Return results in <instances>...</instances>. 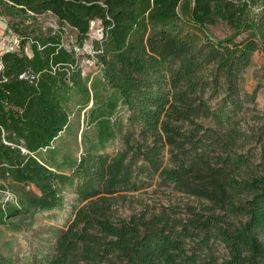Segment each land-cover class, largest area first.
Instances as JSON below:
<instances>
[{
	"label": "trees",
	"instance_id": "1",
	"mask_svg": "<svg viewBox=\"0 0 264 264\" xmlns=\"http://www.w3.org/2000/svg\"><path fill=\"white\" fill-rule=\"evenodd\" d=\"M45 16L55 29L32 26ZM0 17L20 42L0 57V228L74 213L52 253L23 263L0 245V264H264V143L248 148L264 126L241 124L256 101L244 75L264 55V0H0ZM72 105L86 111L78 157L58 144ZM153 182L202 211L121 217Z\"/></svg>",
	"mask_w": 264,
	"mask_h": 264
},
{
	"label": "rangeland",
	"instance_id": "2",
	"mask_svg": "<svg viewBox=\"0 0 264 264\" xmlns=\"http://www.w3.org/2000/svg\"><path fill=\"white\" fill-rule=\"evenodd\" d=\"M38 19V18H37ZM35 28L43 30L56 28L54 20L50 16H45L32 23ZM32 28L31 30H35ZM100 25L93 23L91 27V39L86 43L88 53L93 49V41L99 38ZM213 33L218 37H224L230 34V30L225 25H218L213 28ZM75 33L66 30L63 39L71 44L74 41ZM87 55V54H86ZM264 55L262 52L254 56L250 68L244 75V88L247 92L253 93L257 89L255 103H249L245 112L241 115L242 130L248 134L254 131L261 133L264 126ZM82 68L84 73L95 74L99 76V69L87 56L83 57ZM73 118L71 122L70 133L66 134L58 141L59 145L65 150L71 151L74 157H78L82 147V135L86 131L85 115L86 111L79 113V109L72 105ZM264 143L259 144L255 140L250 143L248 148H257ZM121 147V138L113 143L108 149L109 153H114ZM259 161L256 162L258 164ZM65 197L69 204L74 201V195L71 190H66ZM205 202L196 197L185 194L175 189L173 185L160 186L153 182L149 187L136 193H130L127 200L119 206V215L128 218L135 214L148 213L149 215H159L166 213L172 218H187L189 210L202 211ZM73 210L68 205L62 211L49 213H39L36 215H21L13 219L7 227L0 228V245L2 249L10 253L23 263L32 260L34 256H44L53 251L57 237L61 230L65 229L73 220ZM219 254H225L223 247H220Z\"/></svg>",
	"mask_w": 264,
	"mask_h": 264
},
{
	"label": "crops",
	"instance_id": "3",
	"mask_svg": "<svg viewBox=\"0 0 264 264\" xmlns=\"http://www.w3.org/2000/svg\"><path fill=\"white\" fill-rule=\"evenodd\" d=\"M11 32L8 29L4 18L0 17V57L7 50V42L11 39ZM1 62V60H0Z\"/></svg>",
	"mask_w": 264,
	"mask_h": 264
},
{
	"label": "built area",
	"instance_id": "4",
	"mask_svg": "<svg viewBox=\"0 0 264 264\" xmlns=\"http://www.w3.org/2000/svg\"><path fill=\"white\" fill-rule=\"evenodd\" d=\"M19 39L17 36L12 35L11 39L7 42V50L6 51H16L19 48ZM2 70V64L0 62V72Z\"/></svg>",
	"mask_w": 264,
	"mask_h": 264
}]
</instances>
